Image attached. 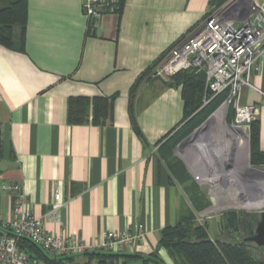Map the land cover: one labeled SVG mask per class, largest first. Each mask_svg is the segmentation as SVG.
Listing matches in <instances>:
<instances>
[{
  "label": "crops",
  "instance_id": "0c3cea01",
  "mask_svg": "<svg viewBox=\"0 0 264 264\" xmlns=\"http://www.w3.org/2000/svg\"><path fill=\"white\" fill-rule=\"evenodd\" d=\"M251 1L264 12V0ZM212 2L124 0L121 12L107 13L93 25L81 0H28L24 50L0 43V185H23L29 212L43 218L59 191L66 205L59 221L44 218L50 234L78 236L98 248L104 232L143 225L145 241L123 253L156 254L163 264H174L159 247L161 232L193 211L188 197L196 182L178 145L170 143L184 125L182 85L151 74L217 7ZM139 79L135 126L130 101ZM251 83L254 88L242 89L240 104L257 108V150L264 155V54ZM96 97L114 98L105 121L94 123L91 108L84 123L69 121L71 99ZM232 141L235 157L243 156V171L249 172V142ZM177 161L187 169L186 181L169 168ZM236 187L230 182L222 194L231 197ZM233 201L215 204L216 209L231 210ZM0 215L13 216V200L1 190ZM220 227L224 238H237ZM75 261L98 264L88 257ZM129 264L160 263L136 259Z\"/></svg>",
  "mask_w": 264,
  "mask_h": 264
},
{
  "label": "built area",
  "instance_id": "2783aa9c",
  "mask_svg": "<svg viewBox=\"0 0 264 264\" xmlns=\"http://www.w3.org/2000/svg\"><path fill=\"white\" fill-rule=\"evenodd\" d=\"M90 22L97 23L107 13H118L121 0H81ZM264 54V12L251 0H230L213 8L205 20L188 36L175 44L166 56L152 69V78L170 81L177 74L195 70L205 77V105L226 92L224 104L235 109L233 127L244 132L234 140L249 142L250 125L256 120L254 105H241L244 87H253L252 76L261 68ZM239 136V138H237ZM3 194L13 200V216L0 215V264H41L18 247V240L26 238L39 246L51 259L82 256L93 249L110 253H123L135 244L145 241L143 225L123 232L107 231L103 242L95 248L78 236L50 234L44 226V218L60 220L66 205L59 191L55 192L50 211L43 217L27 208V196L23 185L3 182Z\"/></svg>",
  "mask_w": 264,
  "mask_h": 264
},
{
  "label": "trees",
  "instance_id": "16d2710c",
  "mask_svg": "<svg viewBox=\"0 0 264 264\" xmlns=\"http://www.w3.org/2000/svg\"><path fill=\"white\" fill-rule=\"evenodd\" d=\"M216 1L213 0L212 3L219 7L225 0H220V4ZM123 5L124 0H121L119 12L122 11ZM27 22L28 0H0L1 44L17 51H23ZM141 79L131 91L130 117L135 126L134 99ZM171 81V85H182V97L185 104L184 125L170 139L171 147L174 148L200 127L226 101L228 93L224 92L216 96L205 105V98H211V93L206 91L203 74L188 70L177 74ZM113 100L114 98L108 97L73 98L69 104V121L73 124L84 123L91 108L93 122L99 124L111 115ZM227 122H234L233 109L229 112ZM257 138L258 125L255 120L250 125L249 133L250 162L254 167L264 166V155L257 150ZM169 168L180 181H186L189 177L185 165L180 161L169 163ZM221 217L223 232L231 231L238 236L240 234L239 213L228 212ZM225 239L211 238L207 224H197L196 216L190 213L188 216L183 214L175 226L167 227L161 232L159 247L168 252L174 264H264V249H257L252 242L244 243L241 238ZM18 247L30 257L39 260L41 264H78L75 260L79 257H88L90 262L96 260L98 264H129L136 259H142L144 263L154 261L163 264L156 254L144 257L102 250L88 252L82 256L51 259L39 246L26 238L18 240Z\"/></svg>",
  "mask_w": 264,
  "mask_h": 264
},
{
  "label": "rangeland",
  "instance_id": "374dc122",
  "mask_svg": "<svg viewBox=\"0 0 264 264\" xmlns=\"http://www.w3.org/2000/svg\"><path fill=\"white\" fill-rule=\"evenodd\" d=\"M229 1H223L222 5ZM216 3L220 4L221 2L217 0ZM222 105L220 106L221 108ZM232 109L235 116L234 106L228 105L225 112V119L229 116V112ZM212 118L205 123L206 125L198 131L192 140L179 146L177 153L179 156L186 157L188 160L191 171L195 175L194 180L196 182L194 194L191 192L188 197L190 207H192L193 211H185L184 214L188 216L190 213H194L197 224H207L211 238L226 240L224 233H221L222 230L220 227L222 223L221 216L223 214L237 212L240 218L247 219L254 212L264 209V174H257L251 171V168H255L251 165V162L249 164L250 166L248 165L249 172L243 171L246 165L244 158L241 154L235 157L234 152L236 147L233 141L231 142V140H234L239 135V132L223 130L219 121L214 120V122ZM230 128L234 129V127ZM233 169L234 171H232ZM230 173H232V177H229ZM203 177L207 178V180L209 179V183H205L202 180ZM230 182L232 185L236 183L237 186V194H232L231 197L222 194L224 188ZM233 198H235V201H233L234 205L236 203L235 208L231 210L216 209V205L219 206L220 203H225L230 199L233 200Z\"/></svg>",
  "mask_w": 264,
  "mask_h": 264
},
{
  "label": "water",
  "instance_id": "95a60500",
  "mask_svg": "<svg viewBox=\"0 0 264 264\" xmlns=\"http://www.w3.org/2000/svg\"><path fill=\"white\" fill-rule=\"evenodd\" d=\"M224 105V104H223ZM222 105V106H223ZM221 108V107H220ZM219 108V109H220ZM218 109V110H219ZM217 110V111H218ZM216 113V112H215ZM213 113L203 124L202 126H200L198 129H196L188 138H186L185 140H183L179 145H182L183 143H187L190 140H192L198 133V131H200L202 129V127L204 126V124L211 119V117L215 114ZM230 127H233V125H230ZM250 153V151H249ZM249 164H250V160H249ZM250 166V165H249ZM251 168V167H250ZM253 172H255L254 170H262L264 169V166H259V167H255V168H251ZM250 224V230H251V235L249 236L248 241L252 242L256 245L257 249L263 250L264 249V209L258 212H254L252 220L249 222ZM1 235V234H0Z\"/></svg>",
  "mask_w": 264,
  "mask_h": 264
},
{
  "label": "flooded vegetation",
  "instance_id": "af4514ba",
  "mask_svg": "<svg viewBox=\"0 0 264 264\" xmlns=\"http://www.w3.org/2000/svg\"><path fill=\"white\" fill-rule=\"evenodd\" d=\"M253 215H249V218L245 219V218H240L239 219V225H240V232L241 234H239L237 236V238H241L242 241L244 243H249L248 239L249 236L251 235V230H250V224L249 222L252 220ZM250 220V221H249Z\"/></svg>",
  "mask_w": 264,
  "mask_h": 264
},
{
  "label": "bare ground",
  "instance_id": "6f19581e",
  "mask_svg": "<svg viewBox=\"0 0 264 264\" xmlns=\"http://www.w3.org/2000/svg\"><path fill=\"white\" fill-rule=\"evenodd\" d=\"M227 107H228V105L227 104H224L223 106H222V108L213 116V121L215 120V121H219V124H220V126H221V128L223 129V130H230V131H235V132H237L236 130L237 129H239V128H234V129H232V128H230V127H228L226 124H225V122H224V116H225V112H226V110H227ZM214 121V122H215ZM204 129V128H203ZM243 132V131H242ZM230 142V141H229ZM229 146V145H228ZM262 170H264V169H262Z\"/></svg>",
  "mask_w": 264,
  "mask_h": 264
}]
</instances>
